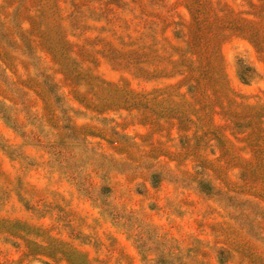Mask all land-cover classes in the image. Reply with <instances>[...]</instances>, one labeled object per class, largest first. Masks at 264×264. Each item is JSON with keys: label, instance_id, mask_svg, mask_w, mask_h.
Here are the masks:
<instances>
[{"label": "rangeland", "instance_id": "374dc122", "mask_svg": "<svg viewBox=\"0 0 264 264\" xmlns=\"http://www.w3.org/2000/svg\"><path fill=\"white\" fill-rule=\"evenodd\" d=\"M0 264H264V0H0Z\"/></svg>", "mask_w": 264, "mask_h": 264}]
</instances>
